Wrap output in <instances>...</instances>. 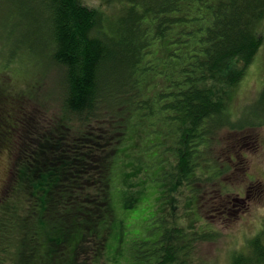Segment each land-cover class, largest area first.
Segmentation results:
<instances>
[{
  "label": "trees",
  "instance_id": "1",
  "mask_svg": "<svg viewBox=\"0 0 264 264\" xmlns=\"http://www.w3.org/2000/svg\"><path fill=\"white\" fill-rule=\"evenodd\" d=\"M18 1L34 32L27 33V46L19 52H0L11 78L15 65L26 81V91L14 96L19 111L0 129V146L14 156L13 198L0 209V264L8 262L18 240L31 260L27 264L37 253V264H43L49 246L64 250L66 264L83 249L86 254L83 242L95 243L100 255L109 252L106 228L112 230L116 218L118 223L128 218V209L144 193L129 198L130 181L143 172L137 163L128 164L123 168L128 189L121 194V210L115 207V160L120 154L128 159L130 147L148 133L157 134L146 181L153 183L144 189L149 204L157 200L145 221L154 227L149 239L137 243L133 260L193 264L196 244L215 239L216 232L206 224L170 225L163 207L181 185L196 196L197 187L216 183L231 170L230 160L221 163L213 153L223 130L247 139V132L264 126V85L240 115L223 93L242 81L259 51L264 0H99L119 7L114 20L80 0ZM54 70L60 73L58 85L41 98L39 78ZM50 100L57 102L61 121L48 119L44 106ZM32 102L44 113L31 112ZM235 140L231 147H243V139ZM161 220L163 232L151 239ZM37 231L38 251L29 244ZM230 264H264V229L232 255Z\"/></svg>",
  "mask_w": 264,
  "mask_h": 264
},
{
  "label": "rangeland",
  "instance_id": "2",
  "mask_svg": "<svg viewBox=\"0 0 264 264\" xmlns=\"http://www.w3.org/2000/svg\"><path fill=\"white\" fill-rule=\"evenodd\" d=\"M80 1L87 6L100 8L113 20L119 11L118 6L106 7L99 0ZM33 32L30 21L24 17L18 0H0V52L4 49L7 51L16 49L19 52L21 47L27 46L25 43L27 35ZM259 34L262 37L261 46L254 61L247 67L242 81L232 89L223 91L226 102L237 115H240L242 109L255 100L264 85V23ZM3 58H0V129L2 132L6 123L10 125L14 113L19 111L15 109L14 96L18 97L23 91H26L25 74L20 72L18 66L13 65L10 68L13 72L11 78V73L5 71L8 69L6 66L7 58L5 60ZM18 69L21 75L18 73ZM59 74V71L54 70L40 77L36 94L41 98H46V95L53 92L51 90L58 85ZM18 92L20 93L18 94ZM56 103L50 100L49 106L44 107L48 110V119L61 121V111ZM37 109L35 103L32 102L29 105V110L35 112L36 115L38 112L44 113L43 110ZM246 134L249 135L250 139L248 137L247 139L243 138L245 136L243 133L241 135L235 133L234 138L231 132L223 130L217 137V141L220 143L214 146L213 153L215 156H219V159L222 160L221 163H227L226 160H230L228 167L231 170L224 174L218 182L197 187L200 193L196 196L190 186L188 188L181 185L178 192L173 196L174 200L172 202L167 200L166 206L163 207L162 216L165 220L170 221V225L172 221L177 224V227L192 223H196L197 227L206 224L209 229L216 232L215 239L196 244L193 264H230L232 255L244 251L247 241L264 229V126L256 127ZM71 135L74 137L77 133L73 132ZM156 135L155 133H148L138 144L130 147L131 153L126 154L128 159L123 154L116 157L111 178V191L115 207L121 210V204L118 205L121 194L128 189L125 185L123 168H129V165L135 167V163H137L143 172L140 179L136 178L130 181L134 183V186L129 187L131 190L129 198H132L135 192L144 191V193H142V199L138 201L136 206L128 209V218L121 219L120 223H118L119 218H116V226L112 230L110 226L106 228L107 233L105 234L110 235L109 241L111 240L109 252L105 250L100 255V252L96 253L93 250L95 243L91 242L87 245L83 242V246L89 249L86 254L83 253L85 249L80 251L82 254L76 255L72 264H119V262L122 264H144L138 263L135 258L133 260V253L137 243L142 238L149 239L148 233L154 227L152 220L145 221L150 217V208L153 204L156 205L157 200L154 198L149 204L150 199L145 198L144 189L151 188L149 185L153 183L148 184L146 181L151 177L149 170L153 167L149 160L154 155L149 152H152L155 145H150V143ZM234 139H243V147H231L234 144L231 141ZM230 147L232 149L229 151ZM126 149H121L120 153ZM156 154L160 155V151L157 149ZM13 160L14 156L10 149L1 145L0 209L6 199L13 198L12 188L14 186L11 187L13 184L11 176ZM157 180L156 182H160L161 179ZM135 181H137L136 184ZM145 183L147 185L144 186ZM170 184L172 182L169 180V186ZM194 187L196 188V186ZM167 196L169 197V195ZM123 198L125 197L123 196ZM127 202L129 201L124 199L123 205ZM21 212L24 214L23 211ZM155 216L157 214L153 218ZM142 221L145 222L144 225ZM166 226H169L168 223ZM155 227L158 229L150 236L151 239H156L160 232H163L162 220ZM37 235V240L29 242L30 246L35 244L36 251L42 250V239L38 231ZM23 244L20 240L16 241L10 259L4 264H27L31 261L25 258ZM40 256V253L35 254L32 264H37ZM65 256L66 253L63 249L58 251L49 246L43 264H66Z\"/></svg>",
  "mask_w": 264,
  "mask_h": 264
}]
</instances>
